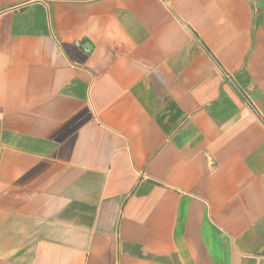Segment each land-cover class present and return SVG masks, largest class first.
Returning a JSON list of instances; mask_svg holds the SVG:
<instances>
[{
    "label": "crops",
    "instance_id": "0c3cea01",
    "mask_svg": "<svg viewBox=\"0 0 264 264\" xmlns=\"http://www.w3.org/2000/svg\"><path fill=\"white\" fill-rule=\"evenodd\" d=\"M0 264H264V0H0Z\"/></svg>",
    "mask_w": 264,
    "mask_h": 264
}]
</instances>
